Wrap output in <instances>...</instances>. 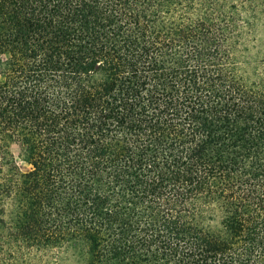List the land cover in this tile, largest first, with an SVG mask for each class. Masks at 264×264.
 <instances>
[{
    "label": "trees",
    "instance_id": "16d2710c",
    "mask_svg": "<svg viewBox=\"0 0 264 264\" xmlns=\"http://www.w3.org/2000/svg\"><path fill=\"white\" fill-rule=\"evenodd\" d=\"M25 251L264 264V0H0V264Z\"/></svg>",
    "mask_w": 264,
    "mask_h": 264
},
{
    "label": "rangeland",
    "instance_id": "374dc122",
    "mask_svg": "<svg viewBox=\"0 0 264 264\" xmlns=\"http://www.w3.org/2000/svg\"><path fill=\"white\" fill-rule=\"evenodd\" d=\"M13 153L15 156L18 155V149L16 147H13ZM18 163L24 169L25 165L19 161ZM54 253L55 251L46 252V253L25 251V252H22V256H24L26 259H30V261L32 262L42 261V264H58L57 261L55 260L57 256Z\"/></svg>",
    "mask_w": 264,
    "mask_h": 264
}]
</instances>
